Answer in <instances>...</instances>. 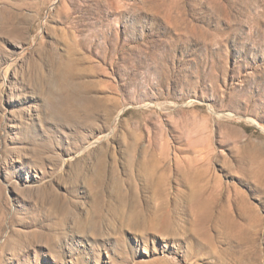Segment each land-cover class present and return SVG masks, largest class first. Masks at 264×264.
<instances>
[{
  "label": "rangeland",
  "instance_id": "rangeland-1",
  "mask_svg": "<svg viewBox=\"0 0 264 264\" xmlns=\"http://www.w3.org/2000/svg\"><path fill=\"white\" fill-rule=\"evenodd\" d=\"M0 264H264V0H0Z\"/></svg>",
  "mask_w": 264,
  "mask_h": 264
},
{
  "label": "bare ground",
  "instance_id": "bare-ground-1",
  "mask_svg": "<svg viewBox=\"0 0 264 264\" xmlns=\"http://www.w3.org/2000/svg\"><path fill=\"white\" fill-rule=\"evenodd\" d=\"M170 228H172V227H170ZM170 228H169V229H170ZM170 230H171V229H170ZM170 230H169V231H170ZM174 232H175V231H174ZM171 234H172V233H171Z\"/></svg>",
  "mask_w": 264,
  "mask_h": 264
}]
</instances>
